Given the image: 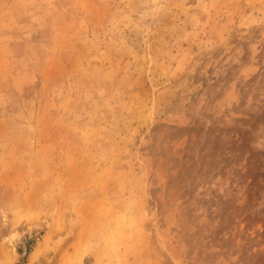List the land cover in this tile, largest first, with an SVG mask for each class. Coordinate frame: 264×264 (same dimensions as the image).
<instances>
[{"label": "rangeland", "instance_id": "1", "mask_svg": "<svg viewBox=\"0 0 264 264\" xmlns=\"http://www.w3.org/2000/svg\"><path fill=\"white\" fill-rule=\"evenodd\" d=\"M0 264H264V0H0Z\"/></svg>", "mask_w": 264, "mask_h": 264}, {"label": "trees", "instance_id": "2", "mask_svg": "<svg viewBox=\"0 0 264 264\" xmlns=\"http://www.w3.org/2000/svg\"><path fill=\"white\" fill-rule=\"evenodd\" d=\"M31 241H32V240H26V244H25V246H24L26 252L29 251L30 248H31ZM19 249L22 250L21 247H20Z\"/></svg>", "mask_w": 264, "mask_h": 264}]
</instances>
